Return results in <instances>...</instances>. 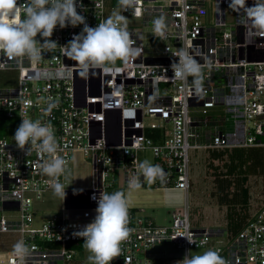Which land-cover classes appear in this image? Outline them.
I'll return each instance as SVG.
<instances>
[{
  "label": "built area",
  "instance_id": "1",
  "mask_svg": "<svg viewBox=\"0 0 264 264\" xmlns=\"http://www.w3.org/2000/svg\"><path fill=\"white\" fill-rule=\"evenodd\" d=\"M229 3L212 0L208 13L207 0H140L138 17L131 11L123 13L140 55L128 63L118 60L111 72L96 69L82 76L76 62L64 55L62 46L80 34L83 25L57 26L51 40L58 46L44 49L37 62L0 55V69L19 71L16 87L0 88V210L17 211L0 214V231L21 233V241L31 248L25 264L75 259L84 241L74 234L94 221L100 194L122 191L121 182L128 186L136 176L140 184L144 182L139 164L146 149L161 160L166 175L158 186L185 190V203L172 210L169 224H158L129 206L132 232L122 244V255L111 264H177L193 249L218 250L229 264H264V206L224 243L219 237L227 233L225 228L195 227L189 214L191 148L260 146L264 151V37L246 34L240 23L242 12L235 11V21L229 22ZM253 4L247 0V6ZM77 11L96 27L107 17L106 0H77ZM161 15L167 24L163 40L152 35V20ZM37 39L43 43L39 34ZM159 46V53L146 52V47ZM180 49L201 65L199 94L191 76L186 81L173 78L171 64L178 61L175 53ZM42 97L59 100L49 115H44L47 105ZM25 100L29 107L21 112ZM217 105H223L227 114L211 109ZM21 115L51 123L60 145L57 155L68 161L66 171L76 152L90 156L84 159L91 165V183L79 187L90 189L89 195L75 194L65 206L69 214H53L39 225L31 211L32 193L41 196L50 188L49 178L40 172L42 161L36 151L27 153L28 145L20 150L15 144ZM60 181L64 182L63 176ZM203 240L207 243L198 247ZM165 242L172 244V250L181 249L182 257L175 255L169 263L154 261L150 248ZM0 264H19L13 248L0 250Z\"/></svg>",
  "mask_w": 264,
  "mask_h": 264
},
{
  "label": "clouds",
  "instance_id": "2",
  "mask_svg": "<svg viewBox=\"0 0 264 264\" xmlns=\"http://www.w3.org/2000/svg\"><path fill=\"white\" fill-rule=\"evenodd\" d=\"M140 0H118L117 8L101 21L96 27L86 23L83 15L77 11V0H25L18 4V0H0V55L8 60L27 58L32 62L41 59L44 49L54 50L58 44L51 40L54 30L68 26L83 25V29L64 48V55L76 62L80 75L87 76L92 70L100 69L111 72L118 60L128 63L140 55L136 41L129 31V18L124 12L131 11L139 16ZM238 13L243 14L241 25L246 28V34L264 37V0H254L252 6H247V0H230L228 5ZM167 32L166 18L161 15L152 20V35L158 39H165ZM43 39V43L37 36ZM175 56L177 62L171 64L173 78L186 81L189 76L197 94L202 91L203 73L199 62L186 50L180 49ZM45 76L48 74L45 73ZM46 103L44 115H49L59 105V100L52 97L41 98ZM21 112H26L28 101H21ZM22 122L17 128L14 141L20 150L27 153L36 151L41 159L40 172L49 178L48 184L53 195L64 200L65 186L60 178L65 176L68 161L57 155L60 150L59 142L51 123L41 119L33 120L20 116ZM140 174L144 181L151 185L157 180L165 182L166 175L159 165L144 160L139 164ZM33 187L39 192V186ZM139 176L130 178L129 190L139 189ZM93 199H96L93 197ZM97 215L94 221L74 235L83 238V247L89 253V264H111L115 258L122 255V244L131 235L129 200L124 192L101 193L97 200ZM51 239V235L48 237ZM189 243H194L188 238ZM206 240L200 242L202 247ZM13 254L19 264H25L31 254V248L24 241H18L13 246ZM177 264H229L218 250H206L202 254L186 255Z\"/></svg>",
  "mask_w": 264,
  "mask_h": 264
},
{
  "label": "rangeland",
  "instance_id": "3",
  "mask_svg": "<svg viewBox=\"0 0 264 264\" xmlns=\"http://www.w3.org/2000/svg\"><path fill=\"white\" fill-rule=\"evenodd\" d=\"M208 1V13L212 9V0ZM118 0H106V13L109 16L114 9L117 8ZM227 18L229 22L235 21V11L227 7ZM204 20V16H203ZM154 51L156 53L160 52V46L156 49L146 47V52ZM19 84V71L17 69H0V88H12ZM213 111H217L221 114H227L225 107L223 105H217L211 108ZM152 119V118H149ZM168 127H171L169 123ZM151 130H149L150 133ZM238 148V147H234ZM230 151L233 148H228ZM246 146L239 147L236 149V156L242 155V158H246ZM245 151L244 153H240ZM190 152V177H191V187L189 190V214L191 223L195 227H219L225 228L226 234L219 237L220 243H224L225 240L230 237V235L237 234V232L243 228L251 218V216L261 207L264 206V170L263 172H256L250 174L247 179L244 180L245 185L249 187L250 198L248 206L243 204V201L234 200L231 197L234 195L236 184L233 183L235 180L234 176H218L219 178L228 179L230 184L226 182L216 181L215 176L218 174H225V167L223 165L226 156L223 157H212L209 151L204 148H191ZM142 161L149 160L154 165H159L161 163L160 159H157L153 152L149 149L141 151ZM85 159L89 160L90 156H84ZM228 174V173H226ZM89 167L82 160L76 162V165L68 171H66L64 178L65 188H73L77 186H88L91 181L89 177ZM112 177H109V181ZM149 185V184H148ZM151 185H163V183L158 180ZM150 185V186H151ZM162 192L165 194L166 198L170 202L168 207L159 206L155 209L148 208L146 211L139 212L138 214L152 218L158 224H169L171 214L169 210L174 209L177 206L183 205L185 203V190L179 189L177 187H167L162 188ZM33 201L31 204V211L35 215V224L39 225L41 220L49 217L53 214L64 213L69 214L65 209V199L62 200L59 197L53 195L52 189L48 188L42 192L41 196H36L32 193ZM223 196V199L221 198ZM233 209H235L233 211ZM246 211L247 214L246 215ZM5 213L6 216L11 214H16L17 211L0 210L1 213ZM147 214V215H146ZM218 236L213 237V241L217 243ZM21 241V233L19 231H0V250L1 249H12L13 246ZM49 245H60L57 242H48ZM72 244H69L71 246ZM175 251V252H173ZM201 249H193V254H200ZM152 253L154 261H166L169 263L171 258L175 255L182 257L183 251L172 250V244L169 242L156 244L149 250ZM89 253L83 250H77L75 259L70 261L60 260L59 264H89L87 257ZM223 258L224 256L221 255Z\"/></svg>",
  "mask_w": 264,
  "mask_h": 264
},
{
  "label": "trees",
  "instance_id": "4",
  "mask_svg": "<svg viewBox=\"0 0 264 264\" xmlns=\"http://www.w3.org/2000/svg\"><path fill=\"white\" fill-rule=\"evenodd\" d=\"M152 136L153 133H150ZM236 149L233 148V150L226 149H209V154L213 157H223L226 156V159L223 162V165L225 167V174L221 175H227L226 173L235 175L234 176V183L236 184V187L239 189H235L234 195L231 197L234 200H240L243 201V204H246V207L248 206L249 198H250V190L249 187L242 185V180L247 179L250 174L256 173V172H263L264 170V151L263 148L260 146H246V158H242V155L236 156ZM245 151H242L240 153H244ZM215 178L218 182H226L227 184H230L229 180L226 178H219L220 174L215 172ZM158 181V180H157ZM223 199V196H221ZM235 209H233L234 211ZM246 215L247 211H246Z\"/></svg>",
  "mask_w": 264,
  "mask_h": 264
},
{
  "label": "crops",
  "instance_id": "5",
  "mask_svg": "<svg viewBox=\"0 0 264 264\" xmlns=\"http://www.w3.org/2000/svg\"><path fill=\"white\" fill-rule=\"evenodd\" d=\"M80 160H82L83 163L88 165L89 174L91 173L89 179L91 181L92 180L91 165L84 159V157L80 152H76L74 159L72 161V168L76 165V162H79ZM117 175L119 176V172L117 173ZM120 176L122 175L120 174ZM220 176H231V175L227 174ZM242 185L246 186L244 183V179L242 180ZM121 186H122V191L125 193V195L129 200V206H131L137 213L146 211L148 208L155 209L156 207L159 206L168 207L170 204L165 194L163 192L161 194L162 188H167V187L158 186V185L150 186L145 181L141 183V187L139 189H135V190H129L128 186L124 185V182H121ZM79 187H85V186H77L76 188ZM172 210H169V213L171 214L170 222L172 218ZM199 228H203V227H199ZM201 252H203V250Z\"/></svg>",
  "mask_w": 264,
  "mask_h": 264
},
{
  "label": "water",
  "instance_id": "6",
  "mask_svg": "<svg viewBox=\"0 0 264 264\" xmlns=\"http://www.w3.org/2000/svg\"><path fill=\"white\" fill-rule=\"evenodd\" d=\"M65 197V206H69L72 203V198L77 193H85L87 196L90 193V189L88 188H67Z\"/></svg>",
  "mask_w": 264,
  "mask_h": 264
}]
</instances>
